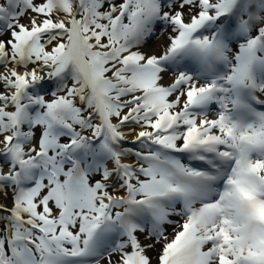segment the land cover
Returning a JSON list of instances; mask_svg holds the SVG:
<instances>
[{
    "label": "snow or ice",
    "instance_id": "snow-or-ice-1",
    "mask_svg": "<svg viewBox=\"0 0 264 264\" xmlns=\"http://www.w3.org/2000/svg\"><path fill=\"white\" fill-rule=\"evenodd\" d=\"M0 264H264V0H0Z\"/></svg>",
    "mask_w": 264,
    "mask_h": 264
}]
</instances>
